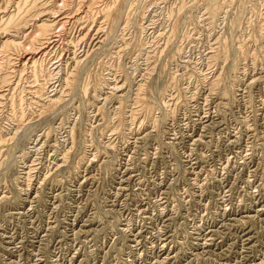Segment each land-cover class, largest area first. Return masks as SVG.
<instances>
[{
  "label": "rangeland",
  "instance_id": "obj_1",
  "mask_svg": "<svg viewBox=\"0 0 264 264\" xmlns=\"http://www.w3.org/2000/svg\"><path fill=\"white\" fill-rule=\"evenodd\" d=\"M229 1L213 19L208 0H133L126 25L86 39L77 87L0 144V264L264 263V0Z\"/></svg>",
  "mask_w": 264,
  "mask_h": 264
},
{
  "label": "bare ground",
  "instance_id": "obj_2",
  "mask_svg": "<svg viewBox=\"0 0 264 264\" xmlns=\"http://www.w3.org/2000/svg\"><path fill=\"white\" fill-rule=\"evenodd\" d=\"M207 4H208L207 9L210 13L209 17L214 19L215 16L218 14V12L221 11L222 8H224L223 5L226 3L223 2V0L222 1L221 0H215V1L208 0ZM183 5H186V4H183ZM132 6H133V0H0V116L4 115L5 119H7L6 120L7 122L4 123L2 127H0V141H1L0 144L6 141L5 138L8 139V137L11 136L12 132L11 131L8 132L9 129L13 128L14 130L17 127L19 128L21 126H24L25 123H27L26 121H31V122L33 120L36 121V119L56 110L60 102H62L63 100L62 97L65 95V94L59 95V93H64V90L62 89L63 84L71 92L77 87L76 80L79 76V72H78L79 70H77V68L80 66L83 60L85 61V57L83 58L82 55L81 56L77 55V51H79L80 48L82 49V47L85 46L82 44L86 41V39L90 37L94 36L95 39L100 38L101 37L100 32L102 31H105L103 35L105 36L106 34L109 35V34L114 33L115 30L119 28L122 24L126 25L129 20V15H130L129 8H132ZM158 7L160 6L158 5ZM256 8H257L256 5H254V10H256ZM178 21L179 20L177 19L175 21H172L173 24L169 31L170 33L168 32L169 33L168 42H167L168 44L171 39H174L178 35V31L180 29L177 27L179 23ZM261 23L263 24V22ZM77 27H79V29L81 28L80 31H78L79 33L78 35H81L80 39H78L77 37H75V40L70 39L71 37V36L69 37V34H71L70 32H72ZM84 28L87 30V31L85 30L86 34L84 33ZM262 32H263V29H262ZM72 33L76 34L74 32ZM82 35H84V38L82 37ZM254 39H255L253 40L255 41L254 43L259 41L257 36ZM91 40L93 41V38ZM102 40L95 42L96 44H93L91 47L92 48L96 46L100 47L101 45L99 46V43ZM224 48H225V45H224ZM95 49H92V50H95ZM181 51L182 50H180V52ZM238 52H240L239 57L240 56L242 57L243 55L245 57L246 50H241ZM64 53H67L68 59L71 60V62L70 61L69 62L71 63V65H74L73 67L69 68L67 65H65L66 63L64 62V59L62 57ZM236 54L238 56V53ZM50 66H52V68ZM220 74H223V73H220ZM218 76L217 78H214V79L212 78L213 80H211L212 90H215V89L217 90V88L221 84V79ZM56 80L58 81L56 82ZM101 81L102 82L98 85V87H100V90L103 89L101 88L102 86L111 87L110 84L113 85L111 89L119 88L118 83L111 82V79L105 78L104 76L101 79ZM225 81H227V79H225ZM223 84L226 86L225 83ZM146 85L147 87L143 86V84L139 85V89L136 94L137 96L135 97V101H136V104H139V107H141V110L142 109L146 110V115L149 116L151 120L154 119L153 125L156 126L160 122H158L157 118H155L154 111L158 109L159 107L158 105L160 103L159 101H157V96H155L154 94L155 88L153 86H150L149 84H146ZM121 86L124 87V84H122ZM85 87L84 86L79 87L80 93H87L89 88L85 89ZM146 88L147 89L149 88V91L146 90ZM95 89L97 90V87ZM100 90L98 88V91ZM124 97H127V96H124ZM122 101H123V98L121 102ZM123 104L124 103L122 102L121 106H119L120 107L119 111L120 109L123 110ZM141 110L139 109V110L132 111V114L130 116L132 118L137 119L138 118L137 115L141 113L140 112ZM170 110L173 111L175 109L171 108L169 109L168 112H170ZM124 111L125 110H123L122 112ZM168 112L166 114H168ZM144 113L145 112H143V114ZM17 129L15 130V132H13V135L12 137H10V140L16 139V138L14 139L12 138L17 134V132H19ZM75 129L76 128L74 127V129L71 130L72 131L71 135L73 137L72 141L77 136L78 131ZM115 129L116 131L121 133L120 127H116ZM138 131H140L139 128L137 129L136 132ZM132 134L134 133L132 132ZM38 140L39 139L35 140L36 141L35 147L38 145ZM68 151H69L68 153H70V149ZM66 154L64 156V159H66L65 158ZM33 165L34 164L30 165V167L28 168V171L26 172L27 174L35 171V168L33 167ZM59 165H62V164H59ZM59 165L57 164L56 167H59ZM31 186L32 185H30L29 188Z\"/></svg>",
  "mask_w": 264,
  "mask_h": 264
}]
</instances>
